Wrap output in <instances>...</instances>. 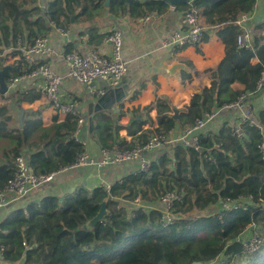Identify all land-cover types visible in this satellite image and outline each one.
<instances>
[{"label":"trees","instance_id":"1","mask_svg":"<svg viewBox=\"0 0 264 264\" xmlns=\"http://www.w3.org/2000/svg\"><path fill=\"white\" fill-rule=\"evenodd\" d=\"M0 0V69L3 60L16 55L18 40L33 44L46 37L53 28L69 29L81 22L102 17L115 21L123 17L139 20L151 13H164L168 5L158 0ZM256 0H191L181 4L180 11L199 10L207 29L218 28L217 36L224 44V58L212 73L209 87L192 94L183 114L173 119L166 99L131 112L133 122L119 125L103 114L104 121L92 119L91 137L100 148L111 151L143 145L152 134L178 135L185 124L201 119L205 112L221 109L240 95L256 99L257 81L264 71V34L254 40L251 49L240 48L238 38L244 31L237 24L242 13L252 10ZM73 17L74 22H72ZM204 28L203 26H201ZM264 31V22L259 27ZM204 41L209 37L204 31ZM110 32L99 34L98 43ZM83 34V33H82ZM91 40L96 29L86 31ZM69 45L66 52L72 50ZM198 50V48L196 49ZM257 58L256 65L251 60ZM40 62H44L39 58ZM34 67L19 59L6 79ZM11 107L0 105V192L15 172L14 160L22 156L34 174L59 172L74 163L82 146L72 135L76 118L65 119L44 127L41 110H25L23 127H19L18 105L32 103L39 94L12 92ZM105 93L100 107L109 103ZM15 99V100H14ZM252 103V101H251ZM252 125L243 126V137L231 135L232 124L225 116L218 130L208 125L196 132L198 150L183 148L179 143L166 144L150 153L147 172L127 174L113 181L109 190L103 187L79 188L61 201L44 196L8 213L0 222V251L8 264H264V107L252 103ZM156 110L157 128L143 130L153 124L148 111ZM234 114L222 111L224 114ZM101 120V119H100ZM126 130L130 142L118 137ZM219 146V147H217ZM263 146V149L261 147ZM133 163V162H129ZM125 164V163H123ZM175 190L181 197L173 209V223L163 226L158 197ZM139 198L140 205H134ZM230 200L239 205L221 209ZM105 203L107 214L103 223L83 230L84 223L99 212ZM149 204V205H148ZM250 227V228H249ZM263 230L261 246L252 254L243 253L247 228ZM125 241L128 243L124 248Z\"/></svg>","mask_w":264,"mask_h":264},{"label":"crops","instance_id":"2","mask_svg":"<svg viewBox=\"0 0 264 264\" xmlns=\"http://www.w3.org/2000/svg\"><path fill=\"white\" fill-rule=\"evenodd\" d=\"M179 7L171 8L168 6L166 12L157 14L155 18L147 21L143 20L144 16L139 20L123 17L119 21H115L110 17H102L91 22H81L67 29V36L61 35L52 28L46 38L52 48L61 54L66 52V48L69 45L73 46L72 49L82 53L93 50L99 54H107L110 48L106 44V37L99 44L98 36L109 32L112 28H117L121 30L123 38L121 58L127 62L124 83L121 84L119 90V95H122L123 98L120 103L109 109L100 107L96 102L97 100L88 96L81 83L73 81L66 76V63L61 54L47 58L46 60L49 61L53 71L62 76L59 93L61 101L76 104L78 116L83 118L84 121L87 119L88 105L93 102L96 105V110L93 112L92 119L96 118L98 121H104L103 114L106 113L112 119L119 117V125L125 127L134 121L131 116L132 111H142L145 106L153 105L158 100L166 99L171 107L169 113L172 115L173 111L176 110L178 118L183 114L185 107L189 105L192 94L210 86L211 75L224 58V44L217 36L219 29H207V26L204 25L205 17L202 15H200L201 26L204 27L202 28L204 31L206 30L209 40L203 41L198 50L192 46H186L179 52L173 53L161 46L162 39L169 38L168 36L171 33L180 30L182 27L181 20L184 12L180 11ZM243 14L247 16L245 20L243 19ZM238 22L241 24L240 28L244 31L246 40L251 45H253L255 39L263 37L264 31L259 27L264 22V0H256L252 10L248 13H242ZM90 28H95L97 32L96 35L92 36L91 40L88 39L86 34V31ZM18 59L19 54L9 55L3 60V66L9 65L12 67L15 62L17 63ZM258 62L257 58L251 60L252 65H256ZM102 85V82L96 83L98 88H101ZM41 87L42 81L40 79L27 77L19 83L14 92L22 91L29 98L39 94L38 99L32 101V103L23 102L21 106L24 111L41 110V122L44 127L52 125L53 121L62 122L65 117H58L42 101L40 97ZM251 101L255 109H262L264 107V90L260 92L256 99ZM11 105L9 107L13 109ZM146 114L153 121V124L143 125L142 131H153L158 126L156 110L151 109ZM228 115L230 123H235L234 116L227 113L222 116H216V119L210 124V128L213 131L218 130L225 116ZM94 125L95 123H93V127L90 130L86 121L81 135L86 136L88 142V148L86 149L89 155L93 158H98L101 148L97 141L91 137ZM173 135L177 136L174 133ZM118 137L130 142V137L127 136L125 129L118 132ZM137 165V162H133L120 166H107L103 169H74L62 172L60 176L57 174L55 178L58 177L55 180L53 178L52 184L45 187L50 188L53 191L52 194H47L43 188L42 191L32 192L19 200L10 201L0 210V222L8 213L22 208L27 203L37 202L44 196L51 195L58 198L56 195H60L59 198L62 201V198L73 194L79 188L93 189L95 187H103L105 184H112L113 181L120 180L123 176L132 173ZM62 189L63 192H60ZM155 206L159 207V203ZM0 264L8 263L0 260Z\"/></svg>","mask_w":264,"mask_h":264},{"label":"built area","instance_id":"3","mask_svg":"<svg viewBox=\"0 0 264 264\" xmlns=\"http://www.w3.org/2000/svg\"><path fill=\"white\" fill-rule=\"evenodd\" d=\"M139 1V0H138ZM191 1V0H190ZM157 14L151 13L144 17V21L155 18ZM182 27L178 31H174L168 37L162 39L161 46L169 51L176 53L183 47L192 46L198 48L204 41V32L201 27V16L199 10L190 8L182 14ZM247 18L243 14V19ZM241 25L239 22L237 23ZM52 27L63 36H67L66 30L56 28L51 22ZM109 35L105 38L106 44L109 45L107 54L97 53L96 51H87L82 53L76 49L61 54L56 51L49 43L46 37H38L31 45L20 43L16 52L19 54V59L24 61L28 66L34 67V70L29 74L24 73L16 77H10L6 80L7 91L0 94V105L10 106L13 102L10 96L17 89L19 83L27 77H36L42 81L40 89V97L49 108L56 113L58 117L70 116L76 118L77 127L73 133V139L82 146V152L75 158L74 163L63 167L59 172L49 174H34L22 156L15 158V172L11 179L6 182V186L0 192V210L12 200H19L30 192L42 187L53 180V178L62 172L82 169L96 168L103 169L107 166H120L123 163L137 162L136 169L133 174L147 172L150 164L147 161V153H150L166 144L179 143L183 148H193L198 150V139L196 132L204 129L207 125L213 122L222 111H230L234 114L235 124L231 127V135L242 139L243 126L245 124L252 125L251 116L253 107L251 101L247 100V95L242 94L239 98L231 103L224 104L221 109H216L212 112H205L201 119H197L192 124H185L183 130L174 136L172 132L167 135L152 134L143 145L135 143L131 149H115L113 151L102 147L99 151V157L93 158L87 152L85 143L81 140V132L86 121L80 118L76 109V104L65 103L60 99V86L62 84V76L57 74L50 67L49 61L46 59L52 56L62 55L66 63V76L73 81L81 83L88 96L93 99H98L104 96L105 93L114 90L121 85L127 72V62L121 58V48L123 43L122 32L117 28L109 30ZM237 44L240 48L251 49L252 45L246 40L244 35L238 38ZM39 58L44 62L38 61ZM18 59V60H19ZM16 66L17 63L15 62ZM260 78L256 83L254 93L258 94L264 90V71L260 74ZM102 82L101 88L96 87V83ZM219 147V146H217ZM263 149V146L261 147ZM264 158V155H263ZM106 190H109L111 185H103ZM181 197L175 190L164 192L158 197L159 209L161 217L159 222L163 226L172 224L174 221L173 209L176 203L180 202ZM134 205H140L139 198L134 200ZM230 206L238 208L239 205L233 201L226 200L222 204L221 209H226ZM263 230L259 227L247 229V238L243 243V253L245 255L252 254L261 246ZM3 259V247L0 251V260ZM212 264H227L225 262Z\"/></svg>","mask_w":264,"mask_h":264},{"label":"water","instance_id":"4","mask_svg":"<svg viewBox=\"0 0 264 264\" xmlns=\"http://www.w3.org/2000/svg\"><path fill=\"white\" fill-rule=\"evenodd\" d=\"M110 0H106L105 5L108 6ZM160 1V0H158ZM163 2H165L169 7L171 8H176L178 6H180V4H184V3H188L190 0H161ZM71 21L74 22L73 17H71ZM12 69L11 66L9 65H4L2 67V69H0V94L5 93L7 91V83L5 82L6 77L8 76V72ZM124 83V80L121 82V84ZM121 86V85H120ZM120 86L115 88L114 90L109 91V103L104 106V108H112L115 104L120 103L121 99L123 98V96L119 95V90H120ZM104 99V96H101L97 100V104H99V106L101 105L102 101ZM95 103H89L88 105V110H87V124L89 129L91 130L93 127V121H92V117H93V112H95ZM19 108V115L17 117V123H19V127L22 128L23 127V123H22V118L24 115V110L21 106V104L18 105ZM103 108V106H102ZM172 118L173 119H177V111L174 110L172 113ZM107 214L106 208H105V203L103 202L101 205V208L99 210V212L97 213L96 216H94L93 218L87 220L84 225H83V230H90L93 229L97 224L99 223H103L105 221V216ZM191 264H203L202 262H193Z\"/></svg>","mask_w":264,"mask_h":264},{"label":"rangeland","instance_id":"5","mask_svg":"<svg viewBox=\"0 0 264 264\" xmlns=\"http://www.w3.org/2000/svg\"><path fill=\"white\" fill-rule=\"evenodd\" d=\"M49 1H51V0H39V4H41V5H45V4L48 3ZM12 112H13L14 116L16 117L17 112L15 111V108L12 109ZM81 140L85 143L86 148H88V147H87L88 142H87V140H86V136L81 135ZM59 176H60V174H59ZM57 177H58V176H57ZM57 177H56V178H57ZM56 178L54 177V180H55ZM54 180H53V181H54ZM53 181H51V182H49V183H47V184H45V185H42V187H40V188H38V189H36V190H34V191H32V192H39V191H42V189L44 188V190H45V192H47V194H52L53 191H52L50 188H45V187L48 186V185H50V184H52ZM32 192H30V193H32ZM60 192H63V189H62ZM30 193H29V194H30ZM61 194H62V193H61ZM56 196H58V198H59L60 195H56ZM63 199H64V198H62V200H63ZM59 200H60V198H59ZM249 228H250V227H249ZM247 229H248V228H247ZM127 244H128V243L125 241L124 246H121V247L124 248Z\"/></svg>","mask_w":264,"mask_h":264}]
</instances>
